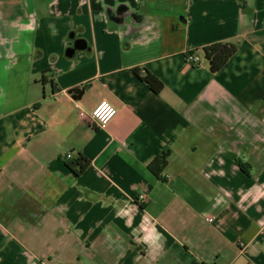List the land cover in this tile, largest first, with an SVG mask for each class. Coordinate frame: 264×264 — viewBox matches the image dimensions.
<instances>
[{
  "label": "crops",
  "instance_id": "obj_1",
  "mask_svg": "<svg viewBox=\"0 0 264 264\" xmlns=\"http://www.w3.org/2000/svg\"><path fill=\"white\" fill-rule=\"evenodd\" d=\"M0 264H264V0H0Z\"/></svg>",
  "mask_w": 264,
  "mask_h": 264
},
{
  "label": "trees",
  "instance_id": "obj_2",
  "mask_svg": "<svg viewBox=\"0 0 264 264\" xmlns=\"http://www.w3.org/2000/svg\"><path fill=\"white\" fill-rule=\"evenodd\" d=\"M237 47L234 43L230 42H215L206 45L202 48L204 58L207 62L208 69L211 73L218 72L228 61V59L235 54ZM135 74L139 76V70H134ZM144 75L139 76L149 88L158 93L163 87V84L155 76H153L148 71L144 70ZM239 166H242L240 162H237ZM89 164V160L82 154H76L72 158H65V165L69 168L75 175L81 174Z\"/></svg>",
  "mask_w": 264,
  "mask_h": 264
},
{
  "label": "built area",
  "instance_id": "obj_3",
  "mask_svg": "<svg viewBox=\"0 0 264 264\" xmlns=\"http://www.w3.org/2000/svg\"><path fill=\"white\" fill-rule=\"evenodd\" d=\"M188 62H196L197 58L192 55H187ZM116 109L115 107L109 103L108 101H100L98 102L93 109L89 111L87 114L83 110H79L80 117H88L89 120L95 125L96 128H104L107 122L115 115ZM70 158L68 154L66 156ZM139 202L143 201L144 196L142 194L138 195L136 198Z\"/></svg>",
  "mask_w": 264,
  "mask_h": 264
},
{
  "label": "water",
  "instance_id": "obj_4",
  "mask_svg": "<svg viewBox=\"0 0 264 264\" xmlns=\"http://www.w3.org/2000/svg\"><path fill=\"white\" fill-rule=\"evenodd\" d=\"M83 47H84L83 43H82L81 41H77V42L74 44V47H73V48H70V49H68V50L66 51V54H67V55H70V54L74 51L75 48H83ZM71 91H72L73 93H76L78 90H77V89H72Z\"/></svg>",
  "mask_w": 264,
  "mask_h": 264
}]
</instances>
